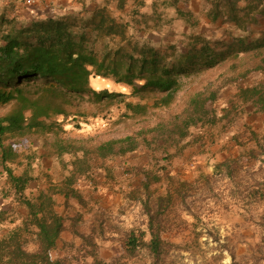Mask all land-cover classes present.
Segmentation results:
<instances>
[{"label":"trees","instance_id":"obj_1","mask_svg":"<svg viewBox=\"0 0 264 264\" xmlns=\"http://www.w3.org/2000/svg\"><path fill=\"white\" fill-rule=\"evenodd\" d=\"M106 1L107 5L115 4L117 10H122L131 0ZM208 1L212 4L208 13L211 19L221 16L237 27L264 17V0ZM10 4L0 13V105L10 106L0 115V177H4L0 198H12L16 206L26 209V214L20 227L0 237V264H69L66 259H54L50 255L64 229L53 193L39 191L34 198L26 195L29 184L36 183L33 168L35 164L39 167L41 156L32 153V143L39 140L49 156H74L70 160L68 183L57 192L65 199L78 196L73 184L82 181L93 184L96 176L92 169L106 163L107 179L113 173L111 166L142 144L149 147L158 139L170 145L178 144L190 128L214 121L218 110L213 103L222 88L235 84L234 75L225 72L216 77L202 76L195 86H185L186 80L199 71L213 68L232 53L264 50V34L251 41L238 37L224 48H216L209 39L192 34L186 36L183 48L156 47L128 35L130 22L115 17L106 5L88 10L82 2L79 11L62 8L53 16L40 13L23 24L7 12L13 10L14 5ZM176 13L179 19L190 23L180 10L176 9ZM139 15L143 16L138 9ZM94 77L125 86L129 93L95 89L91 85ZM262 87H246L239 97L264 110V95L259 90ZM208 104L212 107H207ZM91 107L95 110L89 111ZM158 109L166 110V116L161 118ZM113 112V124L149 114L158 120L145 129L139 128L133 135L118 138L69 136L71 131L90 129L95 118L107 120ZM104 123L107 125V121ZM34 137L37 139L31 141L28 149L16 150L12 143H7L10 139ZM90 140L95 142L88 146ZM15 168L19 169L18 173ZM149 198L150 195L143 203L149 239H143L144 231L138 230L137 236L131 230L126 245L135 249L138 244L139 249H145L151 264H175L162 247L165 242L159 235L158 220L171 197L158 198L155 212ZM260 254L264 259L263 253ZM93 264L113 263L96 259Z\"/></svg>","mask_w":264,"mask_h":264},{"label":"rangeland","instance_id":"obj_2","mask_svg":"<svg viewBox=\"0 0 264 264\" xmlns=\"http://www.w3.org/2000/svg\"><path fill=\"white\" fill-rule=\"evenodd\" d=\"M18 1L20 5L14 6L12 12L23 10L28 15L26 10L33 15L62 8L79 11L82 2L88 10L106 5L115 17L130 22L128 35L156 47L183 48L186 36L192 34L209 39L216 48H224L238 37L251 41L264 34V17L244 27L221 16L211 19L208 13L212 4L208 0H131L122 10H117L115 4L107 5L106 0H35L30 7L25 0ZM138 9L142 17L138 16ZM176 9L188 16L190 23L179 19ZM225 72L234 75L235 84L222 88V97L219 95L213 103L218 110L214 121L190 128L184 143L170 145L158 139L149 147L142 144L141 149L111 166L113 173L105 178L108 185L104 191L83 181H72L78 196L65 199L57 189L68 183L70 168L58 163L60 169L48 173L49 169L43 172L35 164L37 185L29 184L26 195L34 198L39 191H51L64 221L56 247L50 252L52 258L66 259L69 264H93L96 259L113 264H151L147 251L139 249L138 244L135 249L127 247V237L131 230L138 236L140 230L145 232L143 239L147 241L143 203L150 195L149 205L155 212L158 198L169 195L171 201L158 217L159 235L165 242L162 247L175 264H264L260 254L264 255V110L239 97L246 87L263 86L259 90L264 95V50L232 53L213 68L188 78L185 86L197 85L202 76L216 77ZM91 85L129 93L127 87L98 77L91 78ZM80 107L86 109L83 104ZM9 109V105H0V115ZM157 111L161 118L167 114L163 109ZM114 112L107 120L95 118L91 128L96 130H88L89 134L71 131L69 136L118 138L133 135L158 120L149 114L113 124ZM147 137L152 138L150 134ZM36 139H10L7 143L23 150ZM94 140L87 141V145ZM168 147L175 151L168 153ZM63 164L70 165L69 161ZM14 170L19 172L18 168ZM3 181L4 177H0V185ZM121 183H125L124 188L118 186ZM12 200L0 198V237L20 227L26 214V209Z\"/></svg>","mask_w":264,"mask_h":264},{"label":"crops","instance_id":"obj_3","mask_svg":"<svg viewBox=\"0 0 264 264\" xmlns=\"http://www.w3.org/2000/svg\"><path fill=\"white\" fill-rule=\"evenodd\" d=\"M11 2H13L12 5L10 4ZM8 3L11 6L20 5V2L18 0H0V7L2 8V10H0V13L6 8L5 5H7ZM12 11L13 10H9V9L7 10V12H9V14H11V16L15 17L16 21H18L20 23H23V24H26L29 21H31L33 18H37V17L40 16L39 14L38 15H33V13L31 11H29V10H26V12L28 11L29 15L27 13H24L23 10H21L20 12L19 11L12 12ZM57 14H61V13L58 12ZM220 97H222L221 94H220ZM88 130L94 131L91 127H90V129L87 127V128L81 129V131H78V132H81V133H78V134H89ZM184 142H186L185 139L181 143H184ZM171 147H173V146H171ZM140 149H141V147H140ZM168 150H169V151H167L168 153H171V152L175 151L174 148L171 149L170 147H168ZM32 153H34L35 155H39V156L41 155L40 158H39L40 159L39 166H40V170H43V172H45L46 169H49L48 173H50V170H53L55 168L60 169L59 167H57L58 163L62 165V168L66 167V168H70V170H72V165H71L70 160H73L74 156H72L70 154L69 155L68 154H63L61 156H57V155L49 156V155H46L45 154L46 150H45V148H43L40 145V141L39 140L34 141V143L32 144ZM140 159H141V157H138V160H140ZM64 161H69L70 165L67 166L66 164H63ZM105 164L106 163L102 164V167H98V168L92 169L93 175H95V176L98 175L99 176L98 180H100V181L96 182L97 178L93 179V184L89 185L91 187L93 186L92 188H95V187L98 188L99 187V189L104 191L103 187H106L108 185V183H104L106 181L104 176L107 173V170H106L107 168L105 167ZM122 181H123V179H122ZM33 185H37V184L35 183ZM118 186L124 188L125 187V183L118 184ZM39 188H40L39 190H41V186H39ZM104 193H106V192H104ZM55 209H56V206H55Z\"/></svg>","mask_w":264,"mask_h":264},{"label":"built area","instance_id":"obj_4","mask_svg":"<svg viewBox=\"0 0 264 264\" xmlns=\"http://www.w3.org/2000/svg\"><path fill=\"white\" fill-rule=\"evenodd\" d=\"M34 2H35V0H25V4H26L28 7L33 6ZM40 13H42V12H38V11H37V12L35 13V15L40 14ZM53 13H54V12H50V16H53Z\"/></svg>","mask_w":264,"mask_h":264}]
</instances>
